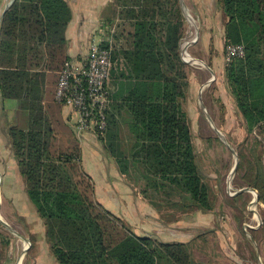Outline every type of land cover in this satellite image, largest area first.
<instances>
[{
    "label": "trees",
    "instance_id": "16d2710c",
    "mask_svg": "<svg viewBox=\"0 0 264 264\" xmlns=\"http://www.w3.org/2000/svg\"><path fill=\"white\" fill-rule=\"evenodd\" d=\"M218 4L228 18L225 45L243 43L247 55L225 68L228 88L248 132L264 129V0ZM72 17L68 0H14L0 22V93L18 102L15 121L4 125L26 193L45 224L50 251L59 264H192L188 243L139 236L98 200L95 180L83 166L77 131L71 139L64 135L73 131L52 96L70 59L66 31ZM124 54L128 64L136 62L132 51ZM139 61L153 66L141 71L131 66L119 74L112 69L121 91L107 111L111 148L116 150L120 126L126 125L128 144L119 145L125 171L176 184L184 204L209 209L210 185L183 108L188 65L178 53L163 59L158 52H145ZM131 165L140 173L132 174ZM257 170L253 186L264 203V164ZM4 238L9 243L0 230V242Z\"/></svg>",
    "mask_w": 264,
    "mask_h": 264
},
{
    "label": "rangeland",
    "instance_id": "374dc122",
    "mask_svg": "<svg viewBox=\"0 0 264 264\" xmlns=\"http://www.w3.org/2000/svg\"><path fill=\"white\" fill-rule=\"evenodd\" d=\"M9 1L0 0V20L1 11H4ZM189 8L184 7L188 26L190 21H193L196 23L195 26L200 28L199 17ZM195 26L189 29L195 30ZM199 28L198 40L192 43L193 47L191 45L188 48L193 57L188 56L189 62L186 63L190 88L188 96L182 101L183 108L189 116L199 165L210 185V208L198 209L184 204L178 186L176 184L170 186L169 181L159 178L148 179L139 175L130 176L124 169L126 161L123 160L121 153L122 146H119L122 142L128 144L126 125L120 126L118 141L115 140L114 143L117 147L115 151L111 148L113 142L109 136L111 132L108 129L111 123L108 119L106 129L89 132H93L96 145L85 143L84 153L89 160H93V171L100 167L106 169L100 173L94 171L96 184L100 187L102 182L109 181L112 184L111 189L118 190L119 194L131 201V206L135 203L139 208L140 216H135L134 220L130 218L129 222L125 220L137 235L150 236L157 241L188 243L193 257L192 264H264V203L260 200L259 189L253 186L256 170L260 163L264 164V129L255 128L248 132L242 115L238 111L236 113L237 104L232 92L234 102L228 95V84L223 70L239 59L232 62L225 59V40L220 32H217L214 44L209 45L205 40L204 42L201 40ZM105 37L101 35L102 42L93 41L91 47L95 43H108L106 34ZM209 53L213 56L219 53L222 57L224 54L222 63L218 62L219 57H214L217 62L215 66L221 70L214 80L209 67L213 58H210ZM246 56L240 60H244ZM206 83L208 84L204 86ZM13 101L16 100H5L3 107L6 112H9L8 108ZM63 106L69 107L64 103ZM10 110V114L13 115L12 108ZM4 123L5 121L3 124L0 123L1 126L4 127ZM115 129L118 131L117 125ZM64 135L67 139L75 136L72 132ZM84 139L80 138V143ZM237 159L239 162L241 160V166L233 172ZM83 166L88 171L84 163ZM86 166H89L88 163ZM0 171L3 176L0 186L2 193L0 212L2 216L4 214L6 222L14 232L29 238L30 245L32 234L12 203L11 181L1 156ZM129 171L132 174H139L141 169L131 165ZM105 176L107 177L104 179ZM242 188L250 190L239 191ZM101 203L105 206L103 202ZM124 207L126 212H123L121 217L128 216L130 211L128 205ZM0 230L9 239V243H5L7 238L0 242V264H18L19 259L21 264H33L39 256L44 255L45 258L48 256L45 243L41 247L37 241L39 234L36 236L33 234V246L25 248L20 238L5 225L2 224ZM38 262L42 263L39 258ZM46 262L45 259L43 263Z\"/></svg>",
    "mask_w": 264,
    "mask_h": 264
},
{
    "label": "crops",
    "instance_id": "0c3cea01",
    "mask_svg": "<svg viewBox=\"0 0 264 264\" xmlns=\"http://www.w3.org/2000/svg\"><path fill=\"white\" fill-rule=\"evenodd\" d=\"M68 2L72 8L73 17L66 31L67 53L70 56L69 61L72 63L73 67L77 69L82 68L86 64L90 53L91 43L93 41H101V35H104V38H106L105 34L106 36L107 34L108 36L109 34L112 35L114 61L113 70H115L117 74H119L121 71L128 73L129 69H131V66L134 71H141L142 69L148 70L147 68L150 69L153 64H147L143 61L137 62V58H142L145 52H148V54L153 56L154 53L158 52L159 57L161 56L163 59H169L178 53V57H180L181 60L186 64L187 61L182 58L181 54V40L187 35L190 25L188 26L184 7H190L191 9H189L192 10L197 15V17H199L198 22L200 23L201 29L199 26L197 29L199 28V30H201V40L203 42L205 40L209 43V45H213V41L215 42V36L217 32H220L222 34L223 40H225L226 22L228 18L222 7L219 6L218 0H68ZM2 14L3 11H1V17ZM111 27H113L114 31L109 32L107 29ZM216 44L217 42L215 43V46ZM191 47H193V45ZM126 51H132L134 54L133 57L136 59V62L132 65L128 64L127 58H125L126 56L124 53ZM207 54L208 53L206 52V55ZM224 54L222 57V55L220 56L219 53L215 54L214 56L213 54L209 53L210 58H213L212 64L209 66L211 75H213V80L215 79L214 77H217L221 71H219L215 66L217 62L214 60V57H219L218 62L222 63L224 62ZM137 55L140 57H137ZM185 71L188 72L187 66H185ZM223 73L225 78V70H223ZM55 75H57V73ZM111 80V84L109 82L108 89L112 97L111 99L113 100L112 102H114L115 100L113 96L121 91L119 85L120 79L115 78V76L113 77L112 74ZM56 81H58L57 77L56 79L51 80V89L56 88ZM209 82H211V80H209ZM208 83L204 84V86H206ZM202 89L203 88H201V90ZM218 89L219 88H217V91ZM228 95L232 99V102H234V98L229 88ZM52 98L55 100L56 95L52 96ZM5 100L6 99H4L0 93V123L2 124L3 121H15L16 108L18 106V102L13 101L14 103H12L8 108L9 112H6L5 107H3ZM57 101L58 100L56 99L54 102L59 107H61V114L67 123V126L72 129V133L76 134L79 118L78 112L72 108L63 106L62 103ZM235 107L237 109V105ZM11 108L13 115L10 114ZM237 111L239 112L238 109L236 110V113H238ZM6 115H8L7 119ZM76 136L79 138L78 134H76ZM83 137L85 139L82 140L81 143L82 149L84 148L83 146L85 143L92 146L96 145V141L92 133H85ZM84 152L85 151L83 149V163L88 170L87 172L91 173L96 183L94 171L100 173L106 169L100 167L101 169L99 168L98 170L95 169L93 171V160H89ZM0 156L3 158L6 164V170L9 173L12 188V203H14L19 217L26 222L27 228L29 227V230L32 234L30 236V247L33 246V234L35 236L39 234L37 241L40 243L41 247L42 244L45 243V247L48 250V256H46V258L44 255L38 257L42 263L38 262V258L36 256L34 260L37 258V261H34L33 264L35 262L36 264H44L43 261L45 262V259L47 261L46 264H59L57 260L55 261V257H53V254L51 253L49 245L46 241L45 224L42 218L36 212L26 193L25 181L19 172L18 161L13 154L12 146L7 135L6 125L3 127L1 124ZM87 163L89 165L88 167L86 166ZM106 177L107 176H105L104 179ZM2 181L3 176L1 174L0 186H2ZM111 188L112 184L107 180L102 182L100 187L98 184H96L98 200L103 202L108 209L119 216L123 212H126V207L124 206L128 205L130 207V211L127 214L128 216H123L128 222L131 221L130 218L134 220L135 216H140L139 208L136 207L135 203L133 206H131V201L129 199H125L123 197L124 195L118 193V190H113ZM125 201L129 204H126ZM3 217L4 218L2 219L6 221L4 214ZM9 230L12 231L11 229ZM14 233L18 234L17 232ZM25 233L27 234L28 232L25 231ZM18 237L22 243L25 241L23 238L25 236L20 235ZM28 245L29 242H27V246ZM18 263L21 264L20 259Z\"/></svg>",
    "mask_w": 264,
    "mask_h": 264
},
{
    "label": "built area",
    "instance_id": "2783aa9c",
    "mask_svg": "<svg viewBox=\"0 0 264 264\" xmlns=\"http://www.w3.org/2000/svg\"><path fill=\"white\" fill-rule=\"evenodd\" d=\"M195 24L190 21L191 28ZM107 30L114 31L113 27ZM197 32L196 25L195 30L189 29L187 35L181 40L182 58L187 62H189L188 56L193 58L188 48L198 40L199 32ZM107 38L108 43L93 44L87 62L82 68L77 69L70 61H67L60 71L56 99L79 113L76 129L81 139L85 133L99 132L107 128V111L111 103L108 85L114 65L112 35L107 34ZM245 56L246 47L243 43L230 42L226 45L225 59L228 62Z\"/></svg>",
    "mask_w": 264,
    "mask_h": 264
},
{
    "label": "water",
    "instance_id": "95a60500",
    "mask_svg": "<svg viewBox=\"0 0 264 264\" xmlns=\"http://www.w3.org/2000/svg\"><path fill=\"white\" fill-rule=\"evenodd\" d=\"M13 2H14V0H10V1L8 2V4L6 5V7H5L4 11H3L2 17H3V15L5 14V12L8 10V8L11 6V4H12ZM2 17H1V20H2ZM1 20H0V22H1ZM238 165H239V160L237 159V160H236V163H235V166H234V168H233V172H235V170H237ZM243 190H250V189H248V188H242V189H240L239 191H243ZM257 198H258V196H257ZM0 222H1L3 225H5L6 227H8L9 229H11L12 231H14L13 228H11L10 225H9L6 221H4L1 217H0ZM23 238L25 239V241L30 242L28 238H26V237H23ZM29 247H30V245H28L27 248H29Z\"/></svg>",
    "mask_w": 264,
    "mask_h": 264
},
{
    "label": "bare ground",
    "instance_id": "6f19581e",
    "mask_svg": "<svg viewBox=\"0 0 264 264\" xmlns=\"http://www.w3.org/2000/svg\"><path fill=\"white\" fill-rule=\"evenodd\" d=\"M0 182H1V173H0ZM256 200V198L253 200V202ZM0 207H1V193H0ZM0 217L1 218H4L3 216H2V214L0 213ZM16 235H18V236H20L19 234H16ZM24 244H23V246L24 247H27V242H23ZM19 264V263H18Z\"/></svg>",
    "mask_w": 264,
    "mask_h": 264
}]
</instances>
